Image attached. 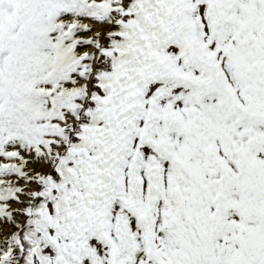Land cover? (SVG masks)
<instances>
[{
    "label": "rangeland",
    "instance_id": "1",
    "mask_svg": "<svg viewBox=\"0 0 264 264\" xmlns=\"http://www.w3.org/2000/svg\"><path fill=\"white\" fill-rule=\"evenodd\" d=\"M0 264H264V0H0Z\"/></svg>",
    "mask_w": 264,
    "mask_h": 264
},
{
    "label": "bare ground",
    "instance_id": "2",
    "mask_svg": "<svg viewBox=\"0 0 264 264\" xmlns=\"http://www.w3.org/2000/svg\"><path fill=\"white\" fill-rule=\"evenodd\" d=\"M97 27V26H96ZM72 120V119H71Z\"/></svg>",
    "mask_w": 264,
    "mask_h": 264
}]
</instances>
